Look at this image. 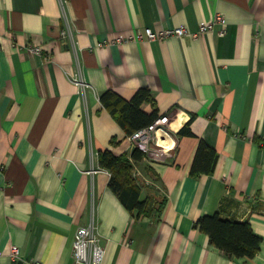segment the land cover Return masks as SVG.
<instances>
[{
  "label": "crops",
  "instance_id": "1",
  "mask_svg": "<svg viewBox=\"0 0 264 264\" xmlns=\"http://www.w3.org/2000/svg\"><path fill=\"white\" fill-rule=\"evenodd\" d=\"M217 14L224 35L215 25L100 46L144 29L197 33ZM140 89L155 103L143 112L168 114L176 140L163 163L132 161L141 198L150 180L164 194L160 219L128 212L99 166L101 152L131 159L136 148L100 96ZM190 120L194 137L179 138ZM200 140L218 160L195 178ZM223 201V216L261 239L253 259L226 257L195 226ZM92 217L103 264H264V0H0V264H73Z\"/></svg>",
  "mask_w": 264,
  "mask_h": 264
},
{
  "label": "trees",
  "instance_id": "2",
  "mask_svg": "<svg viewBox=\"0 0 264 264\" xmlns=\"http://www.w3.org/2000/svg\"><path fill=\"white\" fill-rule=\"evenodd\" d=\"M101 105L112 115L127 136L142 130L157 119L154 112L149 115L141 109L144 103L155 107L149 89H140L130 101L119 97L113 91H106L100 96ZM192 120L178 132V137H194L191 130ZM132 159V160H131ZM131 159L116 157L107 150L99 154V166L110 172L109 189L118 197L124 208L134 213L137 218L161 217L165 198L159 200L153 191L147 198H141L140 186L136 183L132 161L139 163L143 160V153L135 149ZM218 155L214 149L200 140L191 167V176L212 175L215 171ZM153 190V189H152ZM224 203L213 215L198 219L195 226L209 238V242L230 259H253L260 251L261 239L253 232L248 221L240 222L223 216ZM157 216V217H156Z\"/></svg>",
  "mask_w": 264,
  "mask_h": 264
},
{
  "label": "built area",
  "instance_id": "3",
  "mask_svg": "<svg viewBox=\"0 0 264 264\" xmlns=\"http://www.w3.org/2000/svg\"><path fill=\"white\" fill-rule=\"evenodd\" d=\"M226 20L223 15L217 14L212 21L202 23L197 33H191L186 28L165 29L161 32H154L152 29H144L139 33L121 36L114 40L104 41L100 46L118 44L125 42L141 43L151 41H165L171 38H185L187 36L197 38L198 35L211 32L215 25L221 26V35H224ZM71 36L70 32L65 33ZM82 88V92L89 88L80 78L74 79ZM172 124L167 116L161 117L148 127L136 132L131 138V142L140 148L146 158L149 157L156 162H163L175 154L176 140L173 138ZM10 256L14 261L19 260L20 251L17 246L10 247ZM106 251L100 241L97 223L92 217L90 223L78 229L73 243V264H103ZM41 264V263H35Z\"/></svg>",
  "mask_w": 264,
  "mask_h": 264
},
{
  "label": "rangeland",
  "instance_id": "4",
  "mask_svg": "<svg viewBox=\"0 0 264 264\" xmlns=\"http://www.w3.org/2000/svg\"><path fill=\"white\" fill-rule=\"evenodd\" d=\"M172 29V28H171ZM172 39V38H171ZM146 42H148V41H146ZM164 116H167L169 119H170V122H171V117L168 115V114H165V115H163V116H160V117H157V119H155V121L156 120H158L159 118H161V117H164ZM154 121V122H155ZM153 122V123H154ZM152 123V124H153ZM172 123V122H171ZM151 125V124H150ZM137 132H139V130L137 131ZM136 133V132H135ZM135 133H133L132 135H130V136H128V139L130 140V138L135 134ZM131 141V140H130ZM132 143V142H131ZM133 144V143H132ZM133 145H135V144H133ZM136 146V145H135ZM136 148L137 149H139V150H141L140 148H138L137 146H136ZM135 148V149H136ZM141 152L143 153V160H146L148 163H163V162H156V161H154V160H152L151 158H149V157H147L146 158V156H145V153L141 150ZM173 155H174V153L172 154V156L171 157H173ZM171 157H169V158H171ZM168 159V158H167ZM109 172V171H108ZM134 172H136L135 171V169H134ZM110 176H111V174H110ZM136 176V174L134 175V177ZM150 181H152L154 184H156V181H154V180H150ZM150 184V183H148V185L146 184L145 186H148L147 188H149L150 190H154V192H155V195H156V197H158V199L161 201V200H163L164 199V194H163V192L160 190V189H157V188H155L154 187V184ZM138 185H139V183H137ZM157 217V216H156ZM150 219V218H149ZM151 219H154V218H151ZM87 226V225H86ZM85 227V226H84Z\"/></svg>",
  "mask_w": 264,
  "mask_h": 264
},
{
  "label": "water",
  "instance_id": "5",
  "mask_svg": "<svg viewBox=\"0 0 264 264\" xmlns=\"http://www.w3.org/2000/svg\"><path fill=\"white\" fill-rule=\"evenodd\" d=\"M247 220H245L244 222H246Z\"/></svg>",
  "mask_w": 264,
  "mask_h": 264
}]
</instances>
